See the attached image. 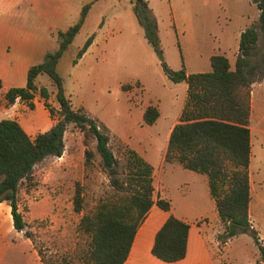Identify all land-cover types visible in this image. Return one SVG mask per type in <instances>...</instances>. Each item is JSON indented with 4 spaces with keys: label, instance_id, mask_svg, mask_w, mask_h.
Masks as SVG:
<instances>
[{
    "label": "rangeland",
    "instance_id": "1",
    "mask_svg": "<svg viewBox=\"0 0 264 264\" xmlns=\"http://www.w3.org/2000/svg\"><path fill=\"white\" fill-rule=\"evenodd\" d=\"M148 1L157 20L164 61L173 72L182 69L190 74L210 72V57L218 54L225 55L234 69L239 48L231 38L240 27L246 30L258 26L259 11L252 0ZM88 4L91 7V3ZM125 5L126 10L117 5V9L114 7L112 11H108V8L104 10L100 5L95 6L94 12L104 13L106 18L102 19L104 25L100 26L102 32L97 39L95 34L91 35L93 41L96 40L94 47L91 50L89 47L75 65L73 61L78 52L74 54L72 49L67 50L57 65L65 95L73 108H82L90 117L100 119L109 127L111 149L121 162L122 169L127 162L126 148L129 147L153 166L154 174H157L154 184L163 187L178 210L184 208L181 202L183 196L184 199L190 198L192 205L197 208L207 210L206 213L212 217V198L205 175L186 170L179 163L165 164L159 174L167 130L180 115L182 85L174 84L165 74L156 52L145 38L143 28L135 19L133 7L128 1H125ZM81 13L73 25L79 21ZM240 14H244V20ZM88 38L81 35L77 40L80 49ZM58 48L48 53H54ZM263 57L264 48L256 56L259 67L253 75L255 82L251 94L250 220L253 227L264 236ZM44 60L45 57L36 65L42 64ZM27 77L28 74L20 80L16 79L12 88H24ZM100 80H103L102 85L99 84ZM36 85L48 89L49 104L58 120L59 111L56 112L50 103L52 98L56 99L57 93L52 79L42 74L36 79ZM35 96L37 103L44 101L39 92ZM156 104L167 107L169 113L163 114L158 126L155 123L147 125L144 123V113L149 106L157 107ZM32 110L28 104L25 113L31 114ZM31 115L38 117V110ZM27 117L23 115L21 121L25 123ZM87 141L86 145L83 133L75 126L69 128L65 135L63 156L50 157L39 163L33 176L25 180L19 190V208L35 245L23 233L16 232V240L33 244L41 250L48 264H85L90 239L80 230L81 218L93 211L101 200L116 195L109 177L102 170L96 141L91 138H87ZM86 149L95 153L89 165L85 163ZM78 182L84 196L81 213L75 212L73 208ZM200 223L210 224L215 235L217 256L222 264H259L256 262L257 248L250 235L236 236L226 252V244L231 240H224V227L220 220L202 219Z\"/></svg>",
    "mask_w": 264,
    "mask_h": 264
},
{
    "label": "trees",
    "instance_id": "2",
    "mask_svg": "<svg viewBox=\"0 0 264 264\" xmlns=\"http://www.w3.org/2000/svg\"><path fill=\"white\" fill-rule=\"evenodd\" d=\"M259 11L257 27L241 33L239 53L234 69L225 55H213L210 72L188 74L184 69L173 72L166 65L158 36V24L148 2L135 0L133 11L145 38L156 52L163 70L174 83L186 82L187 99L178 123L171 130L162 154L159 172L166 163H179L184 169L208 178L209 192L214 200L219 220L224 227V240L248 234L258 247L260 262L264 264V246L258 231L250 221L251 195V94L253 77L259 63L256 56L264 48V0H252ZM90 4L83 7L79 21L67 31L58 32L59 48L48 53L42 64L30 68L24 88H12L6 93L9 104L19 98L31 102L37 92L44 100L51 117L55 110L49 104L50 93L39 88L36 79L47 74L53 81L59 105V119L54 126L38 134L28 135L15 119L0 122V203L11 207L14 229L23 233L34 245L32 233L19 208V190L29 180L36 166L50 157L61 158L65 151V135L71 125L85 137L96 141L102 170L107 174L116 195L101 200L96 208L82 216L80 230L89 237L85 264H125L136 234L154 206L169 214L157 232L152 255L160 261L175 263L187 255L190 225L172 214L171 200L162 198L155 188L154 168L135 150L127 147L125 168L111 149L109 128L85 111L75 109L64 92L63 79L56 68L64 53L69 50L87 17ZM93 43L89 37L77 53V60ZM264 64V57L261 58ZM157 107L149 106L144 123L153 125L159 118ZM95 153L85 150V163L91 164ZM83 188L76 184L73 208L83 211ZM37 249V248H36ZM43 264H48L37 249Z\"/></svg>",
    "mask_w": 264,
    "mask_h": 264
},
{
    "label": "crops",
    "instance_id": "3",
    "mask_svg": "<svg viewBox=\"0 0 264 264\" xmlns=\"http://www.w3.org/2000/svg\"><path fill=\"white\" fill-rule=\"evenodd\" d=\"M125 1H128L130 6L133 7L135 0H0V122L4 119H15L32 138L50 130L56 120L51 117L44 105V101L40 100L37 103L36 96L31 101L35 105L31 114L37 110L39 113L38 117H33L31 114L25 113L30 101L16 100L14 104H9L6 99V93L13 87L11 85L16 79L20 80L26 77L31 67L41 63L49 51H54L58 48V32L67 31L75 23L84 5L91 3L88 16L69 48V50H73L74 54L80 50L81 46L77 45V40L81 35L88 38L95 34V39H97L102 32L104 25L102 19L106 18V15L94 12L95 6L100 5L102 9L106 10L108 8V11H112L114 7L117 9V5H119L123 10H126ZM145 1L149 3L148 0ZM240 15H242L241 19L244 20V14ZM102 22L103 24L101 25ZM100 26L102 27L100 28ZM243 31L244 28L240 27L234 37L231 38L232 41L236 42L237 48H239V41ZM95 39L90 46V50L95 45ZM102 83L103 80H100L99 84L102 85ZM176 85H182L181 88L183 90L181 115L187 99L188 85L186 82L176 83ZM50 103L54 105L56 112H58L59 105L56 99L52 98ZM157 107L160 116L155 122L156 126L160 124L163 114L168 115L169 113L167 112V107L162 108V106L158 105ZM23 115H28L25 123L21 121ZM180 115L167 130L166 140L173 127L178 123ZM101 122L103 123V121ZM69 128H74V126L71 125ZM171 164L176 165L177 163L172 162L167 165ZM155 188L160 192L162 198L171 200L172 214L190 225L187 255L183 260L175 263L160 261L152 255L156 234L169 217L168 213L154 206L150 215L138 230L125 264H222L217 256L216 244H214L215 235L212 233L210 224L200 223L202 219L219 220L214 200L211 199L210 201V212L213 214L211 217L206 213L207 210L197 208L196 205H192L190 198L184 199L183 196L181 202L184 208L178 210L175 207V202L165 193L163 187L155 185ZM193 213H196L195 216L192 215ZM16 232L13 225L11 207L7 202L0 203V264H43L36 247L33 244L17 241ZM258 232L261 244L264 246V236L259 230ZM234 238L236 239L237 237ZM234 238L231 239L230 243L226 244V252L232 245ZM255 247L257 248L256 262L260 264L259 250L256 245Z\"/></svg>",
    "mask_w": 264,
    "mask_h": 264
},
{
    "label": "built area",
    "instance_id": "4",
    "mask_svg": "<svg viewBox=\"0 0 264 264\" xmlns=\"http://www.w3.org/2000/svg\"><path fill=\"white\" fill-rule=\"evenodd\" d=\"M17 100H20L19 98Z\"/></svg>",
    "mask_w": 264,
    "mask_h": 264
}]
</instances>
